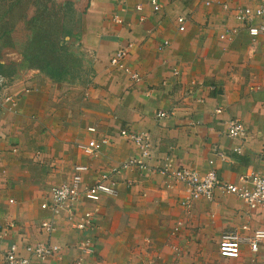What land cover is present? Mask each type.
<instances>
[{"label": "crops", "instance_id": "0c3cea01", "mask_svg": "<svg viewBox=\"0 0 264 264\" xmlns=\"http://www.w3.org/2000/svg\"><path fill=\"white\" fill-rule=\"evenodd\" d=\"M74 2L82 12L85 75L55 81L35 70L0 71L19 97L14 111L0 108V264L11 246L26 254L37 242L59 244L62 255L35 264H264L263 250L251 251L248 241L264 230V212L222 187L213 200L186 208L181 183L171 189L168 175L129 165L215 169L235 185L264 175V35L251 36L231 9L259 0H158L157 12L150 0ZM119 48L128 50L123 67L111 62ZM232 119L244 125V138L227 134ZM122 130L149 132L150 156ZM91 139L103 143L93 155L83 150ZM77 165L89 167L83 185L106 176L117 190L102 196L86 232L94 238L91 254L78 247L85 234L65 206L42 208ZM95 206L84 198L73 204L79 213ZM48 220L56 227L51 236L41 228ZM233 232L242 240L235 259L219 252Z\"/></svg>", "mask_w": 264, "mask_h": 264}, {"label": "built area", "instance_id": "2783aa9c", "mask_svg": "<svg viewBox=\"0 0 264 264\" xmlns=\"http://www.w3.org/2000/svg\"><path fill=\"white\" fill-rule=\"evenodd\" d=\"M153 10L155 12L160 10V4L158 0H150ZM210 4V3H208ZM141 10V6L137 7ZM228 9L227 6L224 7ZM233 12L236 13V18L240 22L247 25L249 33L253 37H259L264 35V0H259V3L254 6L246 7H232ZM260 20L261 22H259ZM116 22H122L118 17L115 18ZM177 22L180 26V30H185L186 20L180 16L177 18ZM128 55V50L125 48H119L116 50L111 58L112 64L119 67L124 66V61ZM133 79H138V74H131ZM19 97L12 94L9 91L8 77L0 72V108L14 111ZM222 112L221 108L216 110L217 114ZM165 112L159 113V117H166ZM90 131H95V128H89ZM227 134L230 137L244 138L246 130L241 121L232 119L227 122ZM121 135L125 136L136 145H138L142 157L146 158L150 156V133L147 131L130 132L128 130H122ZM103 143L98 142L95 139H91L87 145L83 146V150L86 154L93 155L101 149ZM220 157H224L223 152H217ZM214 161H210V165H213ZM129 165L139 166V168L145 171L155 172L168 175L172 182L168 184V187L173 189L177 183H181L184 186V196L181 200V205L189 208L194 202L198 200L211 201L214 199L215 189L222 187L228 194H233L242 199L245 204L252 210H260L264 212V175L251 174L250 176H242L239 184L222 182L217 175L215 169L201 174L196 170L189 168H175V169H161L151 168L141 161H132ZM74 174L71 182L61 184L51 191V201L42 204V208L51 209L57 213L60 207L65 206L70 213L71 219L74 221V229L78 232L85 234L79 242V248L85 254H91L95 252L94 238L86 234L94 223V218L100 212V206L98 205L104 195H116L117 190L115 187L107 182V177H103L100 181L93 185H83V174L89 170L87 165H77L74 168ZM84 198L89 202L96 204L94 209L86 210L82 213L76 212L73 208V204ZM42 230L47 235L51 236L55 230V223L52 220H48L42 223ZM247 228V227H244ZM179 231L177 227L173 234ZM264 230L255 231L249 238V244L251 251L258 252L261 249L264 254ZM241 237L238 232L225 234L219 244V252L222 256L228 258H239L241 255ZM26 254L18 251V248L13 245L7 251L5 256V264H35V261L44 262L50 258H60L62 255V247L54 242H37L35 244H27L25 247Z\"/></svg>", "mask_w": 264, "mask_h": 264}, {"label": "rangeland", "instance_id": "374dc122", "mask_svg": "<svg viewBox=\"0 0 264 264\" xmlns=\"http://www.w3.org/2000/svg\"><path fill=\"white\" fill-rule=\"evenodd\" d=\"M81 23L74 0H0V71L85 75Z\"/></svg>", "mask_w": 264, "mask_h": 264}, {"label": "trees", "instance_id": "16d2710c", "mask_svg": "<svg viewBox=\"0 0 264 264\" xmlns=\"http://www.w3.org/2000/svg\"><path fill=\"white\" fill-rule=\"evenodd\" d=\"M72 31H73V30H71V29H70V30H67V31H66V34L71 35V34H72ZM76 69H77V68H76ZM75 73H76V70H75ZM81 75H82V74H81ZM81 75H80V74H76V76H75V74H74V75H72L71 77H74L73 79H76V78L80 77ZM59 76H60V77H64L62 73H59ZM51 77H54V80H55V81H58V80H59V81L66 80V79H63V78H62V80L59 79V78L57 77V75L54 74V72L51 73ZM55 77H57V78H55Z\"/></svg>", "mask_w": 264, "mask_h": 264}]
</instances>
